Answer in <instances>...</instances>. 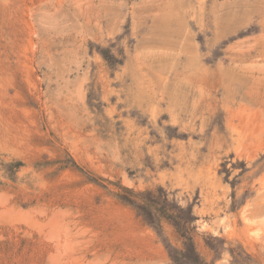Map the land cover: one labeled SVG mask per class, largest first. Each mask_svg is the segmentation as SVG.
Listing matches in <instances>:
<instances>
[{"label": "rangeland", "instance_id": "374dc122", "mask_svg": "<svg viewBox=\"0 0 264 264\" xmlns=\"http://www.w3.org/2000/svg\"><path fill=\"white\" fill-rule=\"evenodd\" d=\"M245 215L264 0H0V264H264Z\"/></svg>", "mask_w": 264, "mask_h": 264}, {"label": "bare ground", "instance_id": "6f19581e", "mask_svg": "<svg viewBox=\"0 0 264 264\" xmlns=\"http://www.w3.org/2000/svg\"><path fill=\"white\" fill-rule=\"evenodd\" d=\"M244 219H245V223L248 227V229H246V230L249 231V236L254 241L264 243V215L263 216H257V217L246 216Z\"/></svg>", "mask_w": 264, "mask_h": 264}, {"label": "trees", "instance_id": "16d2710c", "mask_svg": "<svg viewBox=\"0 0 264 264\" xmlns=\"http://www.w3.org/2000/svg\"><path fill=\"white\" fill-rule=\"evenodd\" d=\"M102 54L108 62H111L110 57L107 54H105L103 52H102ZM183 255H184V261L185 262H179V260L176 257H173L174 261L177 264H183L186 262H189L190 264H200L199 262H200L201 258L198 255V253L196 252V249L192 244L188 245V248L186 249V253H184Z\"/></svg>", "mask_w": 264, "mask_h": 264}]
</instances>
